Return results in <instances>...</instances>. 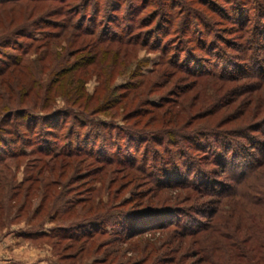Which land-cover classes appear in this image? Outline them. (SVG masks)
<instances>
[{
    "label": "rangeland",
    "instance_id": "rangeland-1",
    "mask_svg": "<svg viewBox=\"0 0 264 264\" xmlns=\"http://www.w3.org/2000/svg\"><path fill=\"white\" fill-rule=\"evenodd\" d=\"M234 6L232 0H0V68L23 57L13 76L10 71L0 77V138L7 140L17 131L22 139L13 150H24L0 158V264H201L196 238L154 224L133 230L121 216L137 204L192 212L198 206L214 207L215 199L185 188L156 189L140 171L113 160L130 150L117 131L136 124L162 137L161 149L171 151L177 149L170 142H185L196 132L249 126L262 127L253 136L259 146L264 144V50H256L259 57L248 51L254 44L250 47L242 28L231 25ZM190 12L211 19L210 28L204 30L191 17L189 30L181 33ZM169 14L176 15L171 30ZM71 19L74 28L66 30ZM76 25L94 30L95 37ZM102 32L128 34L142 44L101 43L97 39ZM165 49L169 53L163 55ZM216 49L226 55L217 56ZM223 56L229 60L221 65ZM189 58H197L205 73H188L182 61ZM79 64L85 65L73 74L75 79L66 81L57 73ZM188 65L198 71L194 62ZM78 85L91 97L79 104L87 102V112L118 128L112 135L102 134L95 147L90 143L86 149L95 151L92 157L53 159L35 151L32 138L20 127L26 120L23 110L40 113L41 94L48 86L55 94L50 109L64 110L68 103L63 92ZM132 86L135 90L128 88ZM156 103L163 105L154 109ZM70 121L51 140L56 154L78 146L69 136H79L80 129ZM23 141L29 142L26 148ZM129 153L145 160L144 149ZM206 153L198 155L205 165ZM107 158L110 164L103 162ZM216 166L204 168L219 172ZM107 214L112 215L109 223L96 222ZM193 215L204 222L208 212Z\"/></svg>",
    "mask_w": 264,
    "mask_h": 264
},
{
    "label": "trees",
    "instance_id": "trees-1",
    "mask_svg": "<svg viewBox=\"0 0 264 264\" xmlns=\"http://www.w3.org/2000/svg\"><path fill=\"white\" fill-rule=\"evenodd\" d=\"M232 1L236 5L233 8L235 14L232 18L230 14H227V17L228 19L231 18V25L234 28H242L245 37H248L250 47L251 44L255 46L249 48L248 51L253 49L255 55L259 57L256 50L258 48L264 50V45L260 38L262 35L264 37V1ZM252 5L258 6L253 8ZM251 10L256 12L252 13ZM191 13H188V19L185 18L180 26L181 33L189 30L186 29V24L191 17L197 19L200 22L199 25H203L201 27L204 30L210 28L211 19L197 18V16H192ZM255 15L257 16L255 18L257 23L255 22L256 27L251 31L248 28L251 27V18L256 17ZM69 21L70 24L66 26V30L74 28L72 19ZM175 21L176 15L169 14L167 24L170 30L175 25ZM51 25L61 27L55 23ZM76 28L86 35L94 36L96 33L94 30L88 31L86 28L82 30L83 27L79 25H76ZM51 34L53 35L54 33ZM48 36L43 40L48 38ZM97 40H100L101 43L117 42L130 45L141 43L140 40L132 41L128 34L110 36L106 32H102ZM7 41L9 42L11 39H7ZM156 45V50H160V45ZM244 49H247V47ZM218 50L216 49V55L222 56L224 52ZM162 51L163 55L169 53L168 49ZM257 52H260L259 49ZM18 57L6 62L5 66L0 68V77L7 75L10 71L13 76L18 63H21L23 59V57ZM224 57H221L223 59L220 60L221 65L226 64L229 60L228 57ZM234 57L235 59L231 58L236 60V57L239 56ZM84 58L82 59L84 60ZM194 60H197V58H189L182 61L185 63L183 68L186 67L187 72L191 74L205 73L198 68L201 62ZM242 60L244 59L242 58ZM84 62L85 60L82 61V63ZM193 62L196 64L195 69H198V71L190 69L191 66L188 64H193ZM82 65L85 64L66 67L57 73L67 81L75 77L73 74L81 70ZM238 77L239 75H234V78ZM78 86L63 92L68 103L67 108L64 110L50 109L51 101L55 94H53V89H50L49 86L45 89L44 94H41L42 106L40 113H38L37 109L33 110L29 107L23 110L26 120L23 121L20 127H23L24 131H26L23 135H29L32 138L29 141H33L32 143L36 145L35 151L52 156L53 159L78 155H89L92 157L95 155V151L86 149L90 146V143L95 147L103 139L102 134H109L108 131H110V135H112V130L118 128L116 127L117 125L112 127L111 124L100 121L96 118V114L87 112V102L84 105L79 104L80 101L90 100L91 97L88 99L80 85ZM128 88L135 90L136 86ZM131 89L130 91H132ZM109 94L110 91L107 88L102 98H105V101L109 100ZM162 105L161 103H156L152 107L155 109L160 108ZM14 119H17V117L15 116ZM70 119L80 129L79 136L77 134L75 137L73 132H70L69 136L72 140L71 143L76 142L78 146L69 150L62 149L59 154H56L54 153L56 146L51 143V140L65 128V124L71 122ZM136 125L138 126L139 124ZM136 125L124 127L123 133L117 131V137L124 140L126 147L129 145L130 150L128 153L124 152V157L119 156L117 159L114 158L113 161L126 169L140 171L144 178L156 186V189H190L200 196L215 199L213 201L215 206L212 208L211 206L205 208L198 206L191 209L192 212H188L186 210H174V208L166 206L146 205L147 207H145V205L137 204L134 209L121 216V218L128 221L127 224L130 229L137 230L136 227L138 228V226L147 227V225L154 224L153 226L156 225L161 230L172 227L180 236L194 237L199 245L201 264H264V144L259 146L258 138L253 136L256 135V132H262V127L249 126L248 128L239 127L231 131L210 129L205 132H196L193 134V138L190 137L185 142H176V140L170 142L171 147L177 149L171 151L169 149H161L164 145V139L161 136L159 140L154 131L137 129ZM10 134L12 136L7 140L0 138V158L15 157L24 151L20 149L19 152L13 150L20 142V139H22V136H19L17 131L10 132ZM172 134L175 138L178 137V132H172ZM15 138L16 140H14ZM26 143L29 142L23 141L21 146L26 148L28 146ZM79 143L81 144L79 145ZM124 147L122 145L120 147L121 150ZM132 148L137 152L144 149L145 160L139 161V153L135 154V156L131 155L129 152ZM201 151L207 152L206 155H208L209 162H206V165L199 161L198 155ZM151 155L153 158L150 159ZM247 159H253L254 162L247 163ZM111 160L107 158L103 162L110 164ZM209 163L217 165L219 172L205 169L204 167ZM207 212L208 215L205 216L206 220L204 222L196 221L193 218V214L198 213L199 215ZM111 216V214H107L104 220L98 217L96 222H101V224L109 223L108 219ZM160 220H162L161 223H156ZM94 223L92 222L91 224ZM93 230L95 231L96 229Z\"/></svg>",
    "mask_w": 264,
    "mask_h": 264
}]
</instances>
